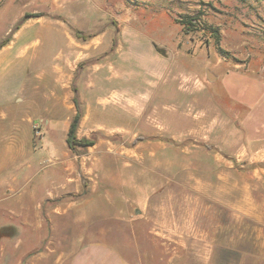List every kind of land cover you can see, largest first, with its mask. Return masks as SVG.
<instances>
[{"label":"rangeland","instance_id":"rangeland-1","mask_svg":"<svg viewBox=\"0 0 264 264\" xmlns=\"http://www.w3.org/2000/svg\"><path fill=\"white\" fill-rule=\"evenodd\" d=\"M96 34L113 35V46ZM75 51L101 61L76 85ZM197 60L211 62L207 75ZM161 68L186 72L178 90L208 96L216 116L179 108L175 131L155 118L158 90L175 88L154 85ZM212 71L219 78L206 88ZM74 86L83 114L75 137L94 145L71 150ZM141 91L145 119H123ZM215 123L222 151L209 143ZM255 134L264 136V0H0V155L17 143L20 174L25 164H44V174L45 164H90L81 197L40 185L24 216L7 204L20 209L37 178L0 180V264H69L86 241L114 245L129 264H264V142L233 145ZM111 191L129 199L109 200Z\"/></svg>","mask_w":264,"mask_h":264},{"label":"crops","instance_id":"crops-1","mask_svg":"<svg viewBox=\"0 0 264 264\" xmlns=\"http://www.w3.org/2000/svg\"><path fill=\"white\" fill-rule=\"evenodd\" d=\"M93 38L94 40L99 38V41L101 43L105 39L106 46H108V40L110 41V45L112 46L115 40V37L113 35L108 36V34H96L94 35ZM74 45L76 49L79 44L75 43ZM100 46L102 47L103 44H100ZM152 52L153 51H150V53ZM75 57L78 61V67H77V70L75 71V78H74V83L76 85V82L79 78V73L83 68H87V67L99 68L100 67L99 64L101 61H99V58L93 59L92 58L93 56L91 55L88 56V58H83L82 53H80L79 55L77 51H75ZM141 57L142 56H139L138 58H135V59H137L141 63V61L139 60ZM156 59L159 60L158 55H156ZM128 61H130V58ZM192 63L194 64L195 61L193 60ZM210 65H211L210 61L205 63L204 61L197 60V66H198V71H196L197 75H200L202 72H204L205 75H207ZM220 66L222 65L215 63L213 68H219ZM109 68H110L109 70H113L112 65H110ZM169 71L170 70H168L167 68L166 69L161 68L160 72L152 73L154 76L153 81H154L155 86L159 84H162V86H167V84L170 83L171 86L176 88V89L173 88L172 91L164 90L165 87L158 90V94H156V98L154 99L155 118H157L160 121H166L168 123V129L170 131H175L178 127L177 120L179 119L178 117L179 113L177 112V109L179 108L184 112L186 107L193 106V105H199V106L202 105L204 106V108H206V113L207 115H209L208 118L210 117L214 118L216 116V111H217L216 110L217 108L213 104L214 101L208 98V96L203 97L201 99L191 98L189 97L187 93L180 92L176 86L177 77H178L177 74L179 73L187 74V73L182 71V69H179V68L176 70H172L170 72ZM233 74L235 75L236 73H229L225 75L229 76ZM212 75H213V80L209 82L206 88H208L209 86H214V84L217 82L219 78L213 71H212ZM149 81L150 80H147L146 84L149 83ZM206 88H204V90H206ZM74 89H75V92H73L74 99L76 98L78 103H80L81 100H80L78 89H76V86H74ZM144 94L145 92H142V91L138 93H133V95L137 96L138 98L136 102H132L133 105L134 104L136 105V107L134 106L126 114H123L125 115L123 116V119L125 120L127 119L128 121H137V122H140L145 119V117L143 116L145 112V108H144L145 99L143 98ZM165 98H168L170 102L172 103V106L176 107L175 111H172V110L167 111L163 109L165 108L163 106H165L166 104L165 101L167 100V99L165 100ZM82 119H83V114H81V120ZM215 126H216V123L212 125L211 131L209 133V139H210L209 143L212 145L214 149L219 148L220 151L225 150V148L227 147L226 145L227 139H226L225 130H220V129L216 130ZM140 133L141 132L139 130L138 136H136V139L137 138L139 139L141 137L139 136L141 135ZM244 133L245 132L243 131V134ZM138 142H140V139L137 141V143ZM263 142H264V136H259L258 134H255V135L248 137L246 139V143L243 140L235 141V142L233 141V145L235 146L242 145L243 147L247 145V147L251 148V147H257ZM154 148L160 149L161 146H157V147L155 146ZM1 152L4 154V156H2V153L0 155V180L3 184L17 185L18 178L23 177V174H25V177L23 179H25V183L27 184L34 177H36L38 180L34 184V189L32 188L33 191L28 190V194H27L28 196L26 195L25 197L26 203L22 204L20 209H17V205L13 204L14 201L10 200V202H8L7 205L9 206V209L13 211L15 214H20L24 216V214L27 212L29 208L27 201L31 200V202H34L38 198L37 193L39 192L38 190H39L40 185L45 186V188H47L46 186L51 185V184L53 185L55 184L58 186L61 185L60 188H63L64 191L66 190L68 191L67 196L73 195L76 198L81 197L82 194L85 193V190H82L81 193L79 192L80 191L79 186L82 182V170L87 171L86 168H88L90 164H70V163L69 164H45L46 168L50 169L45 174H44L45 167L42 166L44 164H25L26 170L24 173L22 172L20 174L19 172L20 170H22L23 167L21 166L19 167L18 162H17L18 144L11 143L9 146H5V148H3V151L1 148ZM61 156L65 157L66 153L61 152ZM116 165H119V164H116ZM113 167L115 168V165ZM42 175H43V178H40ZM137 182H138V186H137V195H138L137 198L138 199L137 200L141 202H146L147 200H149V197L151 194H147L146 184L144 181L141 182L140 180H138ZM71 191H74V192H71ZM106 197L109 200L113 198H116L117 200L121 199L124 201L129 199V198L124 197V195H122V193H120L119 191L107 192ZM58 201L60 200L58 199ZM70 209L71 208L68 204L66 207V210L62 209L61 213L62 214L67 213ZM89 216L90 217L94 216V214L85 215V217H89ZM78 241L76 242L75 245L79 243ZM69 264H129V263L124 259L121 252H119V250L114 245L107 243V242H103V241H92V242L86 241V242H82L78 244L77 248L74 250V252L72 253L70 257Z\"/></svg>","mask_w":264,"mask_h":264},{"label":"trees","instance_id":"trees-1","mask_svg":"<svg viewBox=\"0 0 264 264\" xmlns=\"http://www.w3.org/2000/svg\"><path fill=\"white\" fill-rule=\"evenodd\" d=\"M26 18L29 17L28 15L25 16ZM80 38H83V36H81ZM6 42L3 44L5 45ZM1 45V47L3 46ZM73 91L75 92V89H73ZM73 102L75 103L76 107H77V112L70 124V127H69V132H68V138H67V144H68V147L71 149V150H74L76 147H79V148H87V147H92L94 145V142L91 141V140H86V139H82V140H77L76 137H75V132H76V129H77V126H78V123L81 119V110H80V107H79V103L77 101V99L75 98L73 100ZM141 139V138H139ZM138 138L135 139L133 141V143H136L138 140Z\"/></svg>","mask_w":264,"mask_h":264},{"label":"water","instance_id":"water-1","mask_svg":"<svg viewBox=\"0 0 264 264\" xmlns=\"http://www.w3.org/2000/svg\"><path fill=\"white\" fill-rule=\"evenodd\" d=\"M78 35L80 36L81 34H80V33H78Z\"/></svg>","mask_w":264,"mask_h":264},{"label":"bare ground","instance_id":"bare-ground-1","mask_svg":"<svg viewBox=\"0 0 264 264\" xmlns=\"http://www.w3.org/2000/svg\"><path fill=\"white\" fill-rule=\"evenodd\" d=\"M4 65V64H3ZM251 94V93H250Z\"/></svg>","mask_w":264,"mask_h":264}]
</instances>
